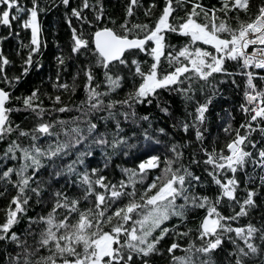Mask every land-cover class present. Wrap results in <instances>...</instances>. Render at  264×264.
I'll return each instance as SVG.
<instances>
[{
	"label": "snow or ice",
	"instance_id": "snow-or-ice-1",
	"mask_svg": "<svg viewBox=\"0 0 264 264\" xmlns=\"http://www.w3.org/2000/svg\"><path fill=\"white\" fill-rule=\"evenodd\" d=\"M191 4V10H185L184 17H177L176 23L169 22L170 14L173 13L172 0H165L164 6L159 16L154 21V26L148 23L138 24L132 23L129 27V16L132 13V5L136 0H129V5L125 12L124 22L118 25V29L110 28L108 26H97L94 32H91L88 37L84 33L77 34L76 30H72V45L71 52L77 56L90 53L95 56V63L103 67L104 82L107 84V91L101 93L95 88L90 89L89 81L94 79L91 74V64L83 66L84 75L87 78L84 84L87 99L81 103L90 104V111L92 109L99 110L102 107L101 96L112 92L120 86L122 76L120 73V66H128L127 57L131 56V68H134V75L139 77V82L134 83L133 87L125 93V98L122 100L107 101V109L104 116H101L97 123L87 121V134H94L95 139L93 143L97 147L104 149H112V155L117 154L125 149H138L141 147L138 143H128L129 137L124 135L125 131L121 126V121L117 119V114L111 111L115 105H120L122 108L126 107L128 110H122L119 115L123 117L124 121H135L136 113L132 109L134 105L143 102L146 99L156 95L157 89L168 88L170 90H178L180 95L186 100H192L193 97L188 93L193 90L192 81L199 79L204 81L208 87H212L213 93L209 95L204 102H197L195 107V119L191 124L184 123L183 129L187 131L189 127L195 130L194 134L199 141L202 137L201 124L205 119L206 110L211 103L213 96L216 94L214 85L209 83L214 74H220L227 78L241 74L246 77L244 101L246 103L240 104L247 117L246 122L241 124L245 130L243 135L240 130L236 129L234 139H230L223 148L217 152L215 148L212 151H207L201 147L200 151L204 152L206 159L203 161L205 165H211L212 170L205 168V172L211 177V182L219 186L220 192L213 199H209L206 195H200L196 192V188L200 186V177L189 170L187 166L179 165L173 167V164H179V159L182 153L176 151L178 145L172 144L168 146V150L172 152L174 159L167 155L164 157V167L159 170L160 174L152 178L151 183L142 188L137 197L136 189L134 187L137 180L141 184L144 183V176L148 170L157 169L160 163L159 155L148 154L150 149L149 142L153 140L148 130L141 132L144 139V151L139 152L140 156H145L146 159H139V162L134 168L123 169V175L127 179H121L118 183L108 181L105 176L98 174L97 168L86 169L83 172L77 173V186H83V194L79 198H71L64 192H55L56 197L51 210L47 215H41L39 218H29V224H43L44 227L36 234L34 232H27L26 235H37L35 241L36 248H43L50 251V255L41 256L36 261V264H133V253H135V260H142L143 264H150V254H158V244L169 232V228L164 227L165 221H169V217H178L183 220L186 211L191 208H206V214L202 217L199 224L198 238H203V245L198 247L199 253L209 254L211 250H215L222 245L223 239H228L233 245V249L228 253L229 257L234 256L235 259L232 264H249L250 254L261 253V264H264V228L257 229L253 224L249 223L243 226L233 227L228 221L238 220L245 216L249 207L254 206V190L245 188L246 197L236 200L234 191L238 186V180L233 175L231 177H224V173L231 171L236 173L238 170L245 168L247 160H251L253 166L259 167L262 172L260 175V185H264V147L255 148L253 145L255 155L252 152L245 150V145L250 143L247 139L249 130L252 129V122L256 128L260 129L264 135V127H261L260 122H264V87L257 90L254 84V78L260 80L264 84V75L258 72L249 71L251 65L254 69L264 72V3H261L256 14L248 21L241 22L237 17L238 27L233 28L225 20H220L216 24L219 17L216 15L218 11L224 12L227 17L228 11L243 9L247 12L249 7V0H222L219 9L205 8L196 0H187ZM62 3L67 5L69 0H62ZM100 0H97V4ZM31 7L24 9L21 7L18 0H0V23L8 25L10 19L15 20L20 13L27 12V19L21 21L24 28L30 29L31 39L29 44H22L24 48L30 47L27 54V59H24L23 65H29L32 62V56L38 52L39 47V33L40 27L37 21V13L43 12L37 0H31ZM179 8H183V0H177ZM154 7L150 4L149 8ZM87 8V0L80 5L79 8L71 9V16H75L90 25L95 22L99 24L102 20L101 13L94 9V21H88L87 17L81 16L80 9ZM11 9H15V14H12ZM199 9V11H197ZM199 13L204 14V21L197 22L196 17ZM211 13V16L209 15ZM145 15H150L148 10ZM70 17L66 16V19ZM210 25V26H209ZM178 33L180 35L190 37L187 44L173 46L168 45L173 51L167 52V61L171 70L161 71L159 64L162 61L166 45L164 43V30ZM220 33L227 34L222 38ZM131 34V38H130ZM2 39V37H0ZM200 41L203 45H210L211 50H206L203 47L195 46V42ZM146 42H151L152 47L149 49ZM252 45L251 52H246L245 49ZM178 47V51L175 49ZM194 49V51H192ZM126 50H129L126 52ZM131 50H138L133 54ZM175 52V54H173ZM138 53H145L151 57V63L147 70H143L140 62L136 59ZM122 54H124L122 56ZM183 58V59H180ZM55 59L58 64H63V58L58 54ZM238 60L239 66L236 71L229 72L224 67L225 60ZM9 63L8 59L0 54V75H4L5 65ZM36 67H40L36 63ZM28 71L27 67L22 68V74ZM113 73H115L113 75ZM129 75H132L130 72ZM19 77H13L15 81ZM75 79V76L73 77ZM182 81H186L188 87H180ZM4 82L9 83L7 76H4ZM222 82V81H221ZM233 83L235 81L233 80ZM57 85H53L56 87ZM60 88H66L65 84H59ZM203 92V87L201 88ZM37 95V90L33 89L31 96L23 98V104L26 108L36 111L39 116L43 109L37 111V105L30 101ZM59 101L60 97L52 98ZM10 100V93L0 89V133L11 132L12 128H5L6 112L12 109L5 108V102ZM66 106H62L55 111L63 112ZM161 112L167 113L166 107L160 109ZM191 115V114H190ZM87 120V114L83 117ZM111 119L114 127L111 129L105 128L100 131V122ZM148 116L140 117V120L147 121ZM259 121V122H258ZM55 123V122H54ZM63 124V121L59 122ZM52 124L47 122L37 123L31 130L21 129L19 134L21 136L31 135L33 144L29 147L20 148L14 140L8 146L7 152H13L15 159V151L19 149V159L21 164L18 168L8 167L0 173V177L4 180H9L10 175L15 171L17 180L12 181L16 186L17 195H13L6 209V216L2 223H0V241L13 242L18 247H22L23 253H17L11 257V264H32L29 256L32 252L25 246V242L21 241L16 232L10 233L11 227L16 223L18 213L24 212V205L28 203V196L25 195V189L30 187V182L36 179L35 176L27 175V170L31 168L35 174L41 168L42 158L55 159L62 150L66 149L68 145L65 142H59L54 147L48 145L46 148H41L36 145L37 133L40 135L48 134ZM83 130L74 127L72 132L81 133ZM157 132L163 133V128L156 129ZM225 133H231L230 125H225L223 129ZM135 134H133L134 136ZM110 137V139H109ZM3 136L0 135V139ZM86 138V135H79V140L73 139V143H78ZM156 144L160 141L156 140ZM187 143V142H185ZM224 149L227 150L225 153ZM85 155L92 156L91 151L81 152L77 154V160L70 162L64 166L62 171H66L70 175L74 173L76 164H83L80 157ZM124 155H130V152L125 150ZM105 159H110V156L105 153ZM192 164L198 163L193 154L190 161ZM61 172L57 171L56 175ZM91 177H97L92 179ZM50 178V177H49ZM245 183L248 177L245 176ZM71 183V181H69ZM36 187L30 188L31 193H34L37 198V203L40 202L44 184L39 179H36ZM132 188L131 191H125V186ZM95 186H98V190ZM91 195L95 197V211L91 208L81 211L78 207L80 200H88ZM127 196L128 202L122 206L119 204V199ZM221 197H227L231 202L236 200L239 205V210L235 211L233 215L223 216L217 210L216 205L221 203ZM178 198L183 200V203L177 204ZM90 202V201H89ZM15 205L13 208L12 205ZM63 208L68 211L61 219H56V210ZM114 209V210H113ZM110 212V215H109ZM78 213V219L71 221L72 214ZM133 215L137 218L133 219ZM115 220V223H113ZM126 222L131 223L129 228ZM104 225H107L109 230H104ZM175 225L172 230L175 231ZM159 234L156 235L155 233ZM259 232V240L261 244L258 246L253 241L254 235ZM10 233V234H9ZM234 233L235 237L230 234ZM123 234V242L119 239ZM180 235H186L181 233ZM154 237V238H153ZM237 239L243 241V244H238ZM192 241H189L191 244ZM116 245L115 247L113 245ZM81 251H77V248ZM178 245L173 242L168 246V253H172L173 249ZM36 249H33V252ZM190 252L191 249H186ZM59 257V261L57 260ZM174 264H192V260L188 256L173 257ZM200 264H214L209 260H203Z\"/></svg>",
	"mask_w": 264,
	"mask_h": 264
},
{
	"label": "trees",
	"instance_id": "trees-1",
	"mask_svg": "<svg viewBox=\"0 0 264 264\" xmlns=\"http://www.w3.org/2000/svg\"><path fill=\"white\" fill-rule=\"evenodd\" d=\"M18 2L24 9L32 6L31 0H18ZM84 2L85 0H69V4L65 5L62 3V0H37V4L44 11H38L37 13V21L40 27L39 47L38 52L33 54L32 62L29 65H23V61L28 58L27 54L30 51V47L24 48L21 46L22 44H29L31 39L30 29L24 28L21 24V21L27 19V12L20 13L15 20L10 19L8 25L0 23V37H2L0 39V54H3L9 61L5 65L4 75H0V87L10 93V100L5 102V108L12 109V111L6 112V123L3 125L5 128L11 127L12 131L0 134L3 136L0 139V173L8 167L18 168L21 164L19 149L15 151V159L13 158V152L6 153L12 141L15 140L20 148H30L33 144L31 135L21 136L19 134L21 129L31 130L37 123H50L52 124L50 132L53 134L40 135L37 133L36 145L42 149L48 145L54 147L59 142H65L68 145L55 159L42 158L41 168L35 174L31 168L26 173L29 176L34 175L36 179L42 181L44 188L40 202L37 203L35 194L30 191V188L37 186L36 179L30 182V187L25 189L28 203L24 205V212L18 213L16 223L11 227L10 233L12 231L16 232L19 239L25 242V246L32 252V255L29 256L32 264H36L39 257L47 256L51 253L49 250L36 248L35 241L37 235L25 234L26 230L27 232L38 234L44 227L43 224L38 225L33 223L30 225L29 218H39L41 215H47L56 200L53 194L57 191L64 192L71 198H79L83 194L84 188L82 185L77 186L75 183L77 173L83 172L86 169L97 168L98 174L105 176L112 183H118L121 179L126 180L127 177L123 175L122 170L134 168L139 159H146L145 156L139 155V152L145 150L143 147L145 142L141 135L143 130L147 129L153 138L149 142L151 150L148 154L159 155L160 163L157 169L148 170L144 176L143 184L137 180L134 185L137 197H139L142 188L146 187L147 183H151L153 177L160 174L159 170L165 166L163 163L165 155L174 159L172 152L168 150V146L176 144L178 145L176 151L182 153V156L179 159V164L174 163L173 167L184 165L195 175H198L200 177V186L196 188V192L200 195H206L209 199L213 200L219 194L220 189L218 185L211 182V177L205 172V168L212 170V166L203 163L206 156L204 152L200 151V148L203 147L207 151H212L215 148L219 152L228 140L234 139L236 129L240 130L241 135L245 131L241 127V124L246 122L247 117L239 106L241 103H246L243 96L246 77L237 74L225 78L220 74H214L209 83L214 85L216 94L213 96L206 110L205 119L201 124L202 137L199 141L195 137V130L193 128L189 127L185 131L182 125L184 123L191 124L194 121L197 102H204L209 95H212L214 89L208 87L204 81L196 79L192 81L193 90L188 93L189 96L193 97L192 100H186L180 95L178 90L173 91L168 88L157 89L156 95L134 105L132 110L136 113L135 121H124L123 117L119 115L120 111L128 110L126 107L122 108L120 105L113 107L111 111L116 113L117 119L121 121V126L125 130L123 134L129 137L128 143H138L141 145L138 149H125L130 152V155L125 156V150L112 155V149L97 147L93 143L95 135L86 133L87 121L90 120L92 123H97L99 118L104 116L105 112L108 111L107 101L109 99L113 101L124 99L125 93L133 87L134 83H138L140 78L134 75V68L130 67L132 57L128 56V66H120L119 74L122 76L120 86L100 97L103 102L102 107L99 110L92 109L90 111V104L94 103V100L88 103H81L87 99L84 87L87 78L83 71L85 64L92 65L91 74L94 79L88 82L90 89L95 88L97 91L105 93L108 86L104 82L103 67L96 65L95 56L90 53L77 56L71 52V45L73 43L71 39L72 30L75 29L77 34L84 33L85 37L94 32L97 26H108L119 30L118 25L124 22L125 12L129 5V0H100L99 4H97V0H87V8L80 9L81 16L87 17L88 21H94V9L102 15V20L99 24L93 22L90 25L75 16H71V9L74 7L79 8ZM192 2L195 3L196 0H192ZM221 2L222 0H199L200 4L209 9L213 8V6L219 9ZM164 3L165 0H136V3L132 5V13L128 18V26L131 27L132 23H148L154 26V21L159 16ZM261 3H264V0H249L247 12L243 9L230 10L227 17H225L224 12L218 11L216 15L219 19L215 22L218 25L222 19L229 23L231 27L236 28L238 27L237 17L241 22H248L256 14V10ZM150 4H154V7L149 8ZM183 4L184 7L179 8L177 0H172L173 13L170 14V23L175 24L177 17H184L185 10H191V4L187 0H183ZM0 10H2V6H0ZM146 10L150 12V15H145ZM10 11L12 14H15V9H11ZM209 15L211 16V13ZM66 16L70 18L66 19ZM196 19L197 22H203L204 14L199 13ZM164 35L166 50L159 64L161 71L171 70L166 57L167 52L173 51V49L167 46H179L187 44L190 41V37L170 32L166 29L164 30ZM220 35L222 38H225L227 34L220 33ZM146 45L149 49L153 46L151 42H146ZM195 46L214 52V49H211L210 45H203L200 41L195 42ZM175 50L178 51V47ZM131 51L133 54L138 52V50ZM58 54L63 58V64L57 63L55 57ZM136 59L140 62L142 69L146 71L151 63V57L145 53H138ZM37 62L40 67H36ZM239 63L238 60L226 59L224 67L229 72L236 71ZM23 67H27L28 71L22 74ZM249 71L264 75V72H260V70L253 67H250ZM130 72L132 75H129ZM4 76H7L9 83L4 82ZM74 76L75 79H73ZM13 77L19 78L13 81ZM233 80L235 83H233ZM253 82L256 84L257 90L264 87V84L260 82L258 77L254 78ZM54 84L57 86L53 87ZM59 84H65L66 88H60ZM180 87H188L187 82L182 81ZM202 87L203 92H201ZM33 89L37 90V95L30 102L37 105V111L43 109L39 116L36 115V111L26 108L23 104V98L25 96L30 97ZM57 96L60 97L58 102L52 99ZM62 106H66L65 111L59 112L54 110ZM164 107L168 109L167 113L160 111ZM85 114H87V120L83 119ZM145 115L149 119L147 121L140 120V117ZM60 121L64 123L60 124ZM256 123L252 122V129L249 130L247 138L250 143L245 145V150L252 152L253 155H255L253 145H255V148L264 147V135L261 134L259 128H256ZM260 123L261 127H264V122ZM225 125H230L232 129L231 133L223 131ZM74 127H78L83 131L79 134L74 133L72 132ZM113 127L114 125L111 119H109L100 122L99 130L104 131L105 128L111 129ZM158 128H163L164 132H157L156 129ZM133 134L135 135L133 136ZM79 135H86V138L78 143H73L74 138L75 140H79ZM156 140H159L160 143L156 144ZM87 151H91L94 155L80 157L83 160V164H76L74 173L70 175L66 171H62L64 166L77 160L78 153ZM224 151L225 153L227 152L226 149ZM105 153L110 156V159H105ZM193 154H195V158L198 161L196 164L190 163ZM57 171L61 172L59 176L56 175ZM261 172L262 170L259 167L253 166L251 160H247L245 168L238 170L236 173L227 171L224 173V177H221L222 180L225 177L233 175L237 178L238 186L234 191L236 200L246 197L245 188L252 189L255 193L253 197L254 206L248 208L246 215L240 217L238 220L226 223H230L233 227L251 223L257 229L264 228V185H260L259 183ZM245 176L248 177L247 183H245ZM91 178L94 180L97 177ZM16 180L15 171L7 181L0 177V223L5 219L6 209L11 197L17 195L16 186L12 183V181ZM95 187L103 191L98 186ZM131 190V187L125 186V191ZM128 200L127 196L120 198L117 206L126 204ZM236 200L230 202L227 197H221V203L216 205L217 210L225 217L233 215L235 211L239 210ZM176 203H183V200L178 198ZM12 207L14 208L15 205L13 204ZM78 207L81 211L89 208L95 211L94 195H91L88 200H80ZM205 214L206 208L190 207L186 211L183 220L174 216L169 217V221H165L163 224L164 227L169 228V232L159 242L158 254H150V264H174V256H188L191 258L192 264H200L203 260H209L214 262V264H232L235 257H229L228 253L232 251L233 245L226 238L223 239L221 246H218L215 250H211L207 255L197 251L198 247L204 243L203 238H198V229ZM65 215H68L66 209L58 208L56 210L57 220L63 218ZM132 218L136 219L137 217L133 215ZM76 219H78V213L72 214L71 221L69 222H74ZM113 223H115V220H113ZM126 224H128L129 228L131 227L130 222H126ZM173 225L176 226L175 231L172 230ZM104 230H109L107 225H104ZM181 233H186V235H180ZM155 234L158 235L159 233L156 232ZM230 235L235 237L234 233ZM123 238V234H121V237H119L121 242H123ZM190 240L192 241L191 244H189ZM253 241L258 246L261 244L259 232L254 235ZM173 242L178 247L173 249L172 253H168L167 248ZM237 243L242 245L243 241L237 239ZM113 246L115 247L116 245L114 244ZM189 248L191 251L187 252L186 249ZM33 249L36 250L33 252ZM81 250V248H77V251ZM17 253H21L22 255V247H18L13 242L0 241V264H11V257ZM133 257V264H143L142 260H135V253H133ZM260 257L261 253L250 254L249 264H261ZM57 260L59 261V257H57ZM175 264H179V262L177 261Z\"/></svg>",
	"mask_w": 264,
	"mask_h": 264
},
{
	"label": "built area",
	"instance_id": "built-area-1",
	"mask_svg": "<svg viewBox=\"0 0 264 264\" xmlns=\"http://www.w3.org/2000/svg\"><path fill=\"white\" fill-rule=\"evenodd\" d=\"M251 48H252V45H249L248 48L245 49V51L250 53V52H251ZM250 67H252V66L250 65V66H249V69H250ZM249 69H248V70H249Z\"/></svg>",
	"mask_w": 264,
	"mask_h": 264
},
{
	"label": "water",
	"instance_id": "water-1",
	"mask_svg": "<svg viewBox=\"0 0 264 264\" xmlns=\"http://www.w3.org/2000/svg\"><path fill=\"white\" fill-rule=\"evenodd\" d=\"M131 38V37H130ZM127 51V50H126ZM122 56H123V54H122ZM1 89V88H0ZM1 134V133H0Z\"/></svg>",
	"mask_w": 264,
	"mask_h": 264
},
{
	"label": "bare ground",
	"instance_id": "bare-ground-1",
	"mask_svg": "<svg viewBox=\"0 0 264 264\" xmlns=\"http://www.w3.org/2000/svg\"><path fill=\"white\" fill-rule=\"evenodd\" d=\"M1 88V87H0ZM2 89V88H1Z\"/></svg>",
	"mask_w": 264,
	"mask_h": 264
}]
</instances>
